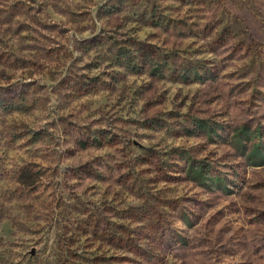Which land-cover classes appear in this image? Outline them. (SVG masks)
I'll return each instance as SVG.
<instances>
[{
	"label": "rangeland",
	"instance_id": "obj_1",
	"mask_svg": "<svg viewBox=\"0 0 264 264\" xmlns=\"http://www.w3.org/2000/svg\"><path fill=\"white\" fill-rule=\"evenodd\" d=\"M0 264H264V0H0Z\"/></svg>",
	"mask_w": 264,
	"mask_h": 264
},
{
	"label": "trees",
	"instance_id": "obj_2",
	"mask_svg": "<svg viewBox=\"0 0 264 264\" xmlns=\"http://www.w3.org/2000/svg\"><path fill=\"white\" fill-rule=\"evenodd\" d=\"M123 55L124 54L120 53V51L118 52V55L117 56H119V57H117L116 62L119 64V66L122 67V68L128 69V70H130V69L131 70L137 69L136 65L134 66V64H133V61H132L133 58L126 56L125 57L126 59L125 60H122L121 58H122ZM142 57L143 58L144 57L150 58L151 55L149 53L148 55H143ZM152 59H153V57L151 58V62H153ZM149 64H151L152 66L155 65V64L153 65L152 63H149Z\"/></svg>",
	"mask_w": 264,
	"mask_h": 264
}]
</instances>
